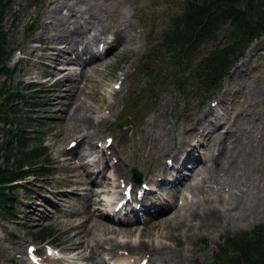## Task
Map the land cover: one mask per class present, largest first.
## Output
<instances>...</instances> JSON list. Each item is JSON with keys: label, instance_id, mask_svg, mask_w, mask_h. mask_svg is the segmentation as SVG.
<instances>
[{"label": "rangeland", "instance_id": "374dc122", "mask_svg": "<svg viewBox=\"0 0 264 264\" xmlns=\"http://www.w3.org/2000/svg\"><path fill=\"white\" fill-rule=\"evenodd\" d=\"M56 1L17 0L15 12L11 17H8L5 23L9 27V42L15 53L6 62V69H9L12 75L5 78L3 73H0V91L1 95L5 94V92L2 93L5 90L13 92V96L10 97V101H5V98L0 96V109L10 106L9 118L13 117L15 112L20 111L21 115L27 113V116L29 115L37 124L41 125L42 128H36L37 132L28 136L35 137L36 140H33L35 144L42 141L48 147L51 158L46 165L41 164V166L47 167V174L29 176L10 191L14 195L12 198L15 197L13 200L14 214L8 219L0 218V249L6 250L7 256L11 259L3 261L1 264H20V260L23 258L26 259V264H32L29 261V247L35 246L37 257H39L40 251L43 255H49V247L52 246V243L56 245L54 246L56 256L52 254L53 256L50 255V257L59 259L60 263L92 264L84 259L83 256L86 255L84 249H65L66 245H62L65 244L63 242L64 227L69 221L80 218L81 221L88 223L94 231L97 220L103 221L109 227L124 228L122 225L106 221L103 216L108 217L110 214L112 217L114 216L112 210L125 189L120 186L114 166L124 159L126 160L125 168L131 173V180H133L132 168L136 167L144 174L143 184L148 183V180L159 169H163L169 159L174 157L161 152L162 143L167 141L172 148L176 141L174 150L178 148L177 139L174 142L170 140L174 133L172 130L174 121L179 125L175 129L176 138H179L180 127H188L186 101H190L193 112L205 109L214 101L219 100L223 95L225 82L230 79L234 68L242 63V58L246 57L248 51L231 68L228 76L219 86L205 90L204 87L197 84L193 75L195 64L203 57L206 48L179 63L171 60L165 49L159 48L161 38L175 17L182 11L186 0H81L82 3L78 4L83 8H87L89 4L100 6L103 21L114 23L118 20L120 23H132L137 29V36L133 41L132 56H115L110 53L103 57V62L99 63H103L99 66V73H89L87 80L77 79L81 72L78 69L80 67L75 63H68L67 59L71 57L70 53L61 57L62 60L58 63L53 64L52 59L55 57V53L53 51L48 53L47 56L48 58L52 57L51 60L42 59V44L36 40L41 25H48L50 35H55L60 30L57 19L50 14L44 15L45 12L55 8L51 6V3ZM64 1L68 4L79 2L78 0ZM37 18L41 24L37 22ZM255 43H259L258 51L244 67L241 93L234 97V103L229 106L227 116L225 113L226 119L234 117L237 111L240 112L239 103L241 102L246 103L247 107L249 106V112L264 110V102L261 103L264 100V35L254 41L252 45ZM57 48H64V46ZM78 48L81 49L80 46ZM120 50L122 47L118 51ZM144 59H147L145 65ZM142 65L149 77L141 73ZM67 77H72L73 85L70 82L65 85L66 81L64 82V80ZM85 85L86 89L81 91L80 88ZM120 91L123 92L118 95L117 93ZM18 95L28 98L31 107L25 102L17 100ZM101 99L105 100L103 104L99 103ZM114 99H119L118 105L114 110H109V104ZM231 99L233 100V98ZM131 102L135 104L136 111L132 117L125 119L128 105ZM2 104L3 106H1ZM80 106L84 107V112L105 136L104 140L98 141V149L103 150L105 146H108L107 141L111 144V148L108 150L109 154L103 152V157H105L103 160H101L102 153H97V160H101L100 166L93 168L91 177H88L82 169L80 170L82 176L77 178L78 175H73L64 162L67 157H72L67 153V150L71 148L73 142L77 143L75 141L77 135L65 137V130L71 127V121H67L64 125V120ZM164 108L169 112L166 118L160 112ZM242 111L245 110L242 109ZM154 116H157V121L160 120L157 128L148 125L149 119ZM225 116L220 117L222 121ZM129 123H132V126L126 127ZM4 127L6 129L15 128V126L0 121V128ZM260 130L264 131V127L260 126ZM218 136L223 137L224 130L216 135V137ZM255 137L257 144H264V140L260 139V134L256 133ZM6 138L3 133H0V150L7 148ZM156 141L159 142L158 147L154 145ZM207 149L208 146L205 144L197 152L196 155L201 160L203 159V162H197L196 166H199L200 169L205 167H207L206 169H217L216 162L208 159ZM150 154L152 159H150ZM215 155L218 156V153ZM103 161L105 164L107 162V167L103 165ZM0 166L13 168V160L8 163L5 158H0ZM77 166L83 165L78 161ZM250 176L264 179V171L252 172ZM82 178L85 179V182L81 181ZM248 181L249 179H245L244 186L233 190L227 184L219 187L215 184H208L205 187L206 193L196 197L183 189L181 190L182 194L175 201V206L162 217L173 215L176 206L185 211L192 202H203L206 198L213 201V204L219 205L218 195L227 200L230 195L239 196L245 193L247 197V193H249L251 194L249 201H252L257 196V192L252 189H250L251 192H247ZM122 184L125 186L127 182ZM75 190L79 191L77 197L69 195ZM6 193L9 194V191ZM61 193L68 196H57ZM166 194L164 192L165 196ZM86 196H89V202ZM72 198H76V201ZM106 203L112 204V206L106 208L103 206ZM83 204L90 207L88 216L81 213ZM139 217L140 221L127 225V227L134 228V234L129 237L126 235L103 237V228L95 231L96 236L99 239L110 237L124 244H138L142 239L151 245L177 249L184 254L181 264H208L206 262L208 258H216L213 264H220L222 260L220 244L223 242V238L251 232L256 227L264 225V218H260L251 224L238 227L231 225L225 231L204 232L193 239H188L183 234L179 237V247H177L176 241L168 238V232L159 228L153 230L151 235L141 237L145 234L146 216L141 213ZM44 227H51L53 238L48 243L36 242L32 236L33 233ZM199 248L201 250L193 255ZM58 249L62 252L60 255H57ZM120 254L128 255L125 250H122ZM130 260L135 264H141L144 261L140 257H133Z\"/></svg>", "mask_w": 264, "mask_h": 264}, {"label": "bare ground", "instance_id": "6f19581e", "mask_svg": "<svg viewBox=\"0 0 264 264\" xmlns=\"http://www.w3.org/2000/svg\"><path fill=\"white\" fill-rule=\"evenodd\" d=\"M78 1L74 4H68L64 0L52 2L51 6L55 8L45 12L44 15L50 14L57 19L60 30L55 35H50L48 25H41L36 40L42 44V59L51 60L52 57L48 58L47 55L53 51L55 57L52 59V63L56 64L62 60L61 57L70 53L71 57L67 59L68 63H75L80 67L81 72L77 79L87 80L89 73H99V66L103 64L99 63L103 62L104 56L110 53L115 56L133 55V41L137 36V29L129 22L120 23L117 20L114 23H109L103 21L100 6L89 4L87 8H83L78 4L82 1ZM38 18L37 22L41 24ZM107 19L109 18L107 17ZM58 46H64V48H57ZM79 46L81 49L78 48ZM119 46L122 47L120 51H118ZM258 46L259 43L252 45L247 51L246 57L242 58V63L234 68L230 79L224 84V92L219 100L214 101L205 109L193 112L190 101H186V115L188 116L186 118L189 124L186 128L185 126L180 127L179 138H176L175 134V129L179 125L175 121L172 124L174 133H172L170 140L174 142L177 139L178 148L174 150L176 141L172 148L167 141L162 143L161 152L164 155H173L174 157L163 169H159L148 180V188L143 190L141 197L135 195L137 186L132 183L131 173L125 168L126 160L121 159L114 166L120 186L121 183L127 182V186H133L134 193L130 199L124 196L119 201L123 203L120 211H117L119 202L115 205L112 211L116 213V218L111 219L109 216L102 215L106 221L116 222L123 225L124 228L109 227L103 221L97 220L94 226L95 231L103 228V237L118 235L129 237L134 234V228L127 227V225L140 221L139 215L142 213L146 216V227L145 234L141 237L149 236L153 230L159 228L168 232V238L175 240L176 246L179 247L180 235L185 234L188 239H193L204 232L225 231L231 225L238 227L255 223L258 219L264 218V179L250 176L252 172L264 171V144H257L255 137L258 133L260 139L264 140V131L260 130V126L264 127V110L249 112V106L247 107L246 103L241 102L239 103L240 112L237 111L234 117L226 119L229 106L234 103V97L241 93L243 87L241 78L244 75V67L248 65L247 63L258 51ZM64 82L65 85L69 84L68 82L74 84L72 77H67ZM86 87L85 85L80 90L84 91ZM73 89L75 90L74 87ZM100 102L103 104L105 100L101 99ZM118 102L119 99H114L109 104V110H114ZM263 102L264 100L261 101V103ZM160 112L165 118L169 114L166 108ZM223 116L226 120L222 121L220 117L223 118ZM67 121H71V127L65 130V137L77 135L75 140L77 145L67 150V153L72 157H67L64 162L73 175H78L77 178L82 176L80 171L82 169L88 177H91L93 168L100 166L103 152L108 150L106 147L103 150L98 149V141L104 140L105 136L102 131L96 128L95 122L84 112L83 106L77 107L68 118L66 117L64 125ZM157 124H160V120L157 121V116L148 121V125L152 128H157ZM216 130L218 131L214 133ZM221 130H224V136L216 137ZM165 133L167 132L165 131ZM228 142L230 143L227 144ZM205 144L208 146V159L216 162L217 169H206L207 167L200 169L199 166H196L197 162H203V159L201 160L196 154ZM154 145L158 147L159 142L156 141ZM97 153H102L101 160H97ZM216 153L218 156L215 155ZM149 156L152 159V155ZM78 161L83 166H77ZM103 165H105L104 161ZM245 179H249L246 185L247 192H251L250 189L257 192V196L252 201H249L251 196L249 193H247V197L245 193L239 196L230 195L227 200L218 195L219 205L213 204V201L206 198L203 202H192L185 211L176 206L173 215L162 217L175 206V201L182 194L181 190L183 189L196 197L206 193L205 187L208 184H215L218 187L227 184L233 190L244 186ZM84 180V178L81 179V181ZM164 192L167 193L166 196ZM78 193L79 191L75 190L69 195L77 197ZM58 195L62 197L66 194ZM72 199L76 201V198ZM86 199L89 202V196H86ZM83 205L81 213L88 216L90 207L87 204ZM103 206L111 207L112 204H103ZM78 221L81 219L71 220L64 227L63 242L65 244L62 245H66V250L84 249L87 255L83 256L84 259L92 264H135L130 260L133 257H140L146 264H181L184 260V254L177 249H171L167 246L158 247L142 239L138 244H124L110 237L99 239L88 223L84 221L77 223ZM122 250H125L128 255H121ZM200 250V248L196 249L193 255ZM7 255L6 250L0 249V264L11 259ZM38 256L40 264H62L59 259L43 255L41 251ZM26 262L25 258L20 260V264H26ZM30 263L32 262L30 261ZM71 264L75 263L72 262Z\"/></svg>", "mask_w": 264, "mask_h": 264}, {"label": "trees", "instance_id": "16d2710c", "mask_svg": "<svg viewBox=\"0 0 264 264\" xmlns=\"http://www.w3.org/2000/svg\"><path fill=\"white\" fill-rule=\"evenodd\" d=\"M14 4L15 0H0V73L6 77L11 76L6 62L14 51L5 23L13 15ZM263 34L264 0H186L181 13L165 32L162 46L172 59L180 62L206 48L196 65L195 75L198 83L209 89L222 82L235 61ZM4 92L1 95L0 91V96L10 101L13 92ZM17 98L31 107L24 96ZM9 110L10 106L0 109V121L15 126L0 128V133L7 137V148L0 150V158H5L8 163L13 160L14 165L13 168L0 167V218L4 219L14 214L11 183L31 175L47 174V167L43 165L51 158L42 141L35 144V137L28 136L42 126L27 113L21 115L20 111L9 118ZM32 236L36 241L45 242L54 234L51 227H44ZM221 251L226 257L231 255L229 264H264V225L250 233L226 238Z\"/></svg>", "mask_w": 264, "mask_h": 264}, {"label": "water", "instance_id": "95a60500", "mask_svg": "<svg viewBox=\"0 0 264 264\" xmlns=\"http://www.w3.org/2000/svg\"><path fill=\"white\" fill-rule=\"evenodd\" d=\"M134 172H135V175H136L137 178H141V175L137 172L136 169H134ZM139 182H141V180H139Z\"/></svg>", "mask_w": 264, "mask_h": 264}]
</instances>
